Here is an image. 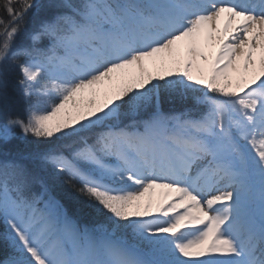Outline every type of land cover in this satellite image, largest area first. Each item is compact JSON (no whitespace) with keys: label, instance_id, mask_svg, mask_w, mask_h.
Wrapping results in <instances>:
<instances>
[{"label":"snow or ice","instance_id":"1","mask_svg":"<svg viewBox=\"0 0 264 264\" xmlns=\"http://www.w3.org/2000/svg\"><path fill=\"white\" fill-rule=\"evenodd\" d=\"M13 79L0 264H264V0H0Z\"/></svg>","mask_w":264,"mask_h":264},{"label":"trees","instance_id":"2","mask_svg":"<svg viewBox=\"0 0 264 264\" xmlns=\"http://www.w3.org/2000/svg\"><path fill=\"white\" fill-rule=\"evenodd\" d=\"M33 22L30 20L28 23L29 29L33 27ZM0 113L2 116L5 114L11 115L13 117H20L25 118V105L21 101L16 89H15V83L14 79L10 80L8 85V100L6 104H2L0 107ZM18 136V134H16ZM25 144L24 142L20 140H16L13 142V144L10 146V151L7 154L10 153H17V150L24 149ZM6 155V154H5ZM5 155H0L4 157ZM16 154L9 155L8 159L15 158ZM0 162H3V160H0ZM73 195H75L73 193ZM7 231V225L4 223L2 219H0V238L3 237V234ZM11 252V249L3 242L2 239H0V260L5 259Z\"/></svg>","mask_w":264,"mask_h":264},{"label":"rangeland","instance_id":"3","mask_svg":"<svg viewBox=\"0 0 264 264\" xmlns=\"http://www.w3.org/2000/svg\"><path fill=\"white\" fill-rule=\"evenodd\" d=\"M148 70H149V71H154L153 66L150 65V67H149ZM116 86H118V84H114V85L112 86V88L114 89ZM1 105H2V104H0V107H1ZM41 107H44V106L41 105ZM3 117H4V116H2L1 113H0V124L3 123ZM16 134H18V136H19V131H18V130H17ZM11 154L14 155V154H16V153L6 154L4 157L0 156V160H3V161H4L5 159H8V156L11 155ZM159 191H160V190H157V193H159Z\"/></svg>","mask_w":264,"mask_h":264},{"label":"bare ground","instance_id":"4","mask_svg":"<svg viewBox=\"0 0 264 264\" xmlns=\"http://www.w3.org/2000/svg\"><path fill=\"white\" fill-rule=\"evenodd\" d=\"M150 65H151V63H149V65H148V69H149Z\"/></svg>","mask_w":264,"mask_h":264}]
</instances>
